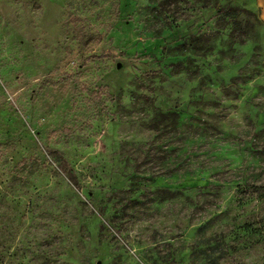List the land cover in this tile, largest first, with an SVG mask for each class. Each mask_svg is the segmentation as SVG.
Returning <instances> with one entry per match:
<instances>
[{
  "label": "rangeland",
  "instance_id": "rangeland-1",
  "mask_svg": "<svg viewBox=\"0 0 264 264\" xmlns=\"http://www.w3.org/2000/svg\"><path fill=\"white\" fill-rule=\"evenodd\" d=\"M263 188L264 0H0V264H264Z\"/></svg>",
  "mask_w": 264,
  "mask_h": 264
},
{
  "label": "trees",
  "instance_id": "trees-1",
  "mask_svg": "<svg viewBox=\"0 0 264 264\" xmlns=\"http://www.w3.org/2000/svg\"><path fill=\"white\" fill-rule=\"evenodd\" d=\"M66 76H64L63 78H65ZM259 189V188H258ZM258 189H255V190H258ZM263 191H264V188H263ZM102 230V226L99 227V231L101 232Z\"/></svg>",
  "mask_w": 264,
  "mask_h": 264
}]
</instances>
